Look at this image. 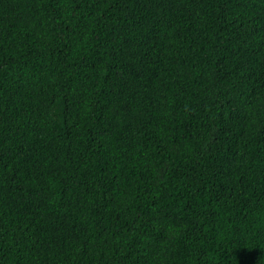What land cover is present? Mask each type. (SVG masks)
Listing matches in <instances>:
<instances>
[{"label": "trees", "instance_id": "trees-1", "mask_svg": "<svg viewBox=\"0 0 264 264\" xmlns=\"http://www.w3.org/2000/svg\"><path fill=\"white\" fill-rule=\"evenodd\" d=\"M0 264H264V0H0Z\"/></svg>", "mask_w": 264, "mask_h": 264}]
</instances>
